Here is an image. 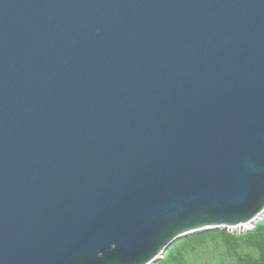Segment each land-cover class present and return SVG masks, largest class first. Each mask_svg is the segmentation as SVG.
<instances>
[{
  "label": "water",
  "instance_id": "1",
  "mask_svg": "<svg viewBox=\"0 0 264 264\" xmlns=\"http://www.w3.org/2000/svg\"><path fill=\"white\" fill-rule=\"evenodd\" d=\"M263 218L264 0H0V264Z\"/></svg>",
  "mask_w": 264,
  "mask_h": 264
},
{
  "label": "trees",
  "instance_id": "2",
  "mask_svg": "<svg viewBox=\"0 0 264 264\" xmlns=\"http://www.w3.org/2000/svg\"><path fill=\"white\" fill-rule=\"evenodd\" d=\"M154 264H264V218L243 232L215 229L183 237Z\"/></svg>",
  "mask_w": 264,
  "mask_h": 264
},
{
  "label": "rangeland",
  "instance_id": "3",
  "mask_svg": "<svg viewBox=\"0 0 264 264\" xmlns=\"http://www.w3.org/2000/svg\"><path fill=\"white\" fill-rule=\"evenodd\" d=\"M254 227V225H248L247 227H243V228H238V229H235V228H232V229H227L229 231H232V232H243V231H246V230H250Z\"/></svg>",
  "mask_w": 264,
  "mask_h": 264
},
{
  "label": "bare ground",
  "instance_id": "4",
  "mask_svg": "<svg viewBox=\"0 0 264 264\" xmlns=\"http://www.w3.org/2000/svg\"><path fill=\"white\" fill-rule=\"evenodd\" d=\"M249 224H245V225H241V226H237V227H233L235 229H238V228H243V227H247Z\"/></svg>",
  "mask_w": 264,
  "mask_h": 264
}]
</instances>
